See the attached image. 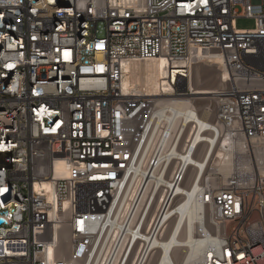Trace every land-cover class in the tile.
<instances>
[{
    "label": "built area",
    "instance_id": "1",
    "mask_svg": "<svg viewBox=\"0 0 264 264\" xmlns=\"http://www.w3.org/2000/svg\"><path fill=\"white\" fill-rule=\"evenodd\" d=\"M158 58L156 95L124 89ZM152 263L264 264V0H0V264Z\"/></svg>",
    "mask_w": 264,
    "mask_h": 264
},
{
    "label": "bare ground",
    "instance_id": "2",
    "mask_svg": "<svg viewBox=\"0 0 264 264\" xmlns=\"http://www.w3.org/2000/svg\"><path fill=\"white\" fill-rule=\"evenodd\" d=\"M212 61L213 63H219L222 66V70H221L222 73L219 74L220 75L219 80L217 79L221 83L222 76L224 78V77H227L228 75V72L224 67V60L220 55H216L214 56ZM164 65H165V60L162 58L154 59L153 61L147 62V63H135L133 65L132 64L125 65L127 73L125 74V77L122 83L124 89L126 91H131L132 89L144 90V91H147L150 95H156V92L159 89L161 82H162L161 78L164 74V70H163ZM195 66L194 65L192 66L193 71H194ZM200 78H202V76ZM199 82L200 81H198V79H197V82L195 81V71H194V74L189 84L191 86L193 96L198 97V100H205V98L208 97L209 95H213V93H215L216 89L218 88V87L216 88L215 86H213L215 82H212V81L208 82L209 86H206L205 88L195 87V85L202 84ZM186 105H187L186 102L178 103L177 107L183 108ZM204 109H205L204 111H206L205 112L206 115H209L210 113H214L215 111L214 108L210 105L204 106ZM67 174H68V171H67L66 166L62 163L59 164L57 167V175L60 178H65ZM202 209H203V206L201 203H198V206H194L188 199L181 211L180 219L179 218L175 219L169 231V234L171 236L174 232H176L175 230L185 218L187 228H186V238L184 239L183 245L191 246V249H192L191 254H194V255L198 254L202 246L206 243L205 241H201L196 246H194V244L192 243L193 231H194L193 222L196 219H198V221L200 220V214H201ZM197 213H198V217H197ZM67 251H68V245H65L62 251L60 252L61 256H65L67 254ZM188 252H189V249H186L185 256L186 254H188ZM152 264H157V263H152Z\"/></svg>",
    "mask_w": 264,
    "mask_h": 264
},
{
    "label": "rangeland",
    "instance_id": "3",
    "mask_svg": "<svg viewBox=\"0 0 264 264\" xmlns=\"http://www.w3.org/2000/svg\"><path fill=\"white\" fill-rule=\"evenodd\" d=\"M254 25H255V22H254L253 19L240 18L237 21V26L240 29H252L254 27ZM221 70H222V66L219 63L204 62V63H201V64L196 65L195 68H194V71H195V81L197 82V79H198V81H200L199 83H202V81L204 79L203 83L204 82L205 83H204V85H203V83L200 84V85L199 84L198 85H195V87H199V88H202L203 87V88H205L206 86H209V83L208 82H211V81L212 82H215V84H213V86H215L216 88L219 87L220 81H218V80H219V76H220L219 74L222 73ZM194 71H193V74H194ZM201 76H202V78H200ZM205 78H206V80H205ZM189 88L191 89L190 84H189ZM198 105L203 110H204V106H206V105H210V106H212L214 108V105H213V103L210 100H199L198 101ZM180 253L181 254H184L185 253V250H181Z\"/></svg>",
    "mask_w": 264,
    "mask_h": 264
}]
</instances>
